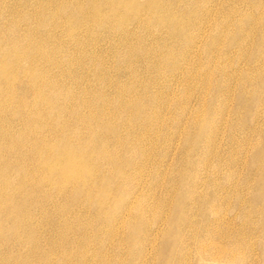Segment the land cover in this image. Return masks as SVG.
Listing matches in <instances>:
<instances>
[{
  "label": "rangeland",
  "instance_id": "rangeland-1",
  "mask_svg": "<svg viewBox=\"0 0 264 264\" xmlns=\"http://www.w3.org/2000/svg\"><path fill=\"white\" fill-rule=\"evenodd\" d=\"M150 1L0 0V264H264V0Z\"/></svg>",
  "mask_w": 264,
  "mask_h": 264
},
{
  "label": "bare ground",
  "instance_id": "bare-ground-1",
  "mask_svg": "<svg viewBox=\"0 0 264 264\" xmlns=\"http://www.w3.org/2000/svg\"><path fill=\"white\" fill-rule=\"evenodd\" d=\"M121 1H122V0H121ZM151 1H152V0H151ZM151 1H150V2H151ZM155 1H156V0H155ZM104 2H105V1H104ZM104 2H103V3H104ZM88 5H89V4H88ZM110 6H111V5H110ZM114 6H115V5H114ZM143 6H144V5H143ZM111 7H113V6H111ZM116 7H118V6H115V8H116ZM138 7H139V6H138ZM154 7H155V6H154ZM90 8H91V7H90ZM118 8H119V7H118ZM120 8H121V7H120ZM155 8H156V7H155ZM93 9H94V8H93ZM96 9H98V8H96ZM130 9H131V8H130ZM132 9H133V8H132ZM119 10H120V9H119ZM119 10H118V11H119ZM137 10H138V9H137ZM139 10L142 11L141 8H139ZM78 11H79V10H78ZM93 11H94V10H93ZM95 11H96V10H95ZM95 11H94V12H95ZM115 11H116V10H115ZM144 11H146V10H144ZM167 11H168V10H167ZM96 12H97V11H96ZM96 12H95V13H96ZM98 12H99V11H98ZM132 12H133V11H132ZM154 12H155V10L153 11V13H154ZM77 13H78V12H77ZM112 13H113V12H112ZM114 13H115V12H114ZM114 13H113V14H114ZM126 13H128V11H127ZM129 13H130V12H129ZM133 13H134V12H133ZM93 14H94V13H93ZM139 14H140V13H139ZM169 14H170V13H169ZM172 14L174 15V13H172ZM133 15H134V14H133ZM155 15H156V14H155ZM94 16H95V15H94ZM100 16H101V15H99V17H100ZM109 16H111V15H109ZM124 16H125V15H124ZM129 16H130V14H129ZM171 16H172V15H171ZM95 17H96V16H95ZM151 17H153V16H151ZM170 18H171V17H170ZM155 22H156V20H155ZM173 23H174V21H173ZM173 23H172V24H173ZM175 23H176V21H175ZM176 24H177V23H176ZM172 28H174V27H172ZM172 28H171V29H172ZM175 34H178V33L176 32ZM175 34H174V35H175ZM180 35H181V34H180ZM17 54H18V53H17ZM21 57H22V56H19V58H21ZM32 58H33V57H32ZM21 59H23V58H21ZM19 60H20V59H19ZM17 61H18V59H17ZM4 63H5V62H4ZM4 63H3V64H4ZM6 64H7V61H6ZM8 64H9V63H8ZM7 69H8V67H7ZM4 73H6V72H4ZM8 73H9V72H8ZM57 121H58V120H57ZM57 121H56V122H57ZM58 124H59V123H58ZM71 138H72V137H71ZM68 139H69V138H68ZM60 140H61V139H60ZM62 142H63V141H62ZM70 145H71V144H70ZM70 145H69V146H70ZM75 145H76V144H75ZM66 146H67V145H66ZM69 146H68V148H69ZM82 147H83V146H82ZM58 148H60V147H58ZM58 148H56V149H58ZM81 149H82V148H81ZM88 149H89V148H88ZM88 149H87V150H88ZM58 150L60 151V149H58ZM69 150H70V148H69ZM54 151H55V150H54ZM54 151L52 152L53 154H54ZM81 151H82V150H80V152H81ZM56 152H57V150H56ZM69 152H71V151H69ZM75 152H76V151H75ZM77 152H78V151H77ZM77 152H76V153H77ZM82 152H83V151H82ZM94 152H95V151H94ZM94 152H93V153H94ZM59 153H60V152H59ZM59 153L57 152V155H58ZM95 153H96V152H95ZM61 154H63V152H62ZM96 154H97V153H96ZM96 154H95V155H96ZM43 155H44V154H43ZM59 155H60V154H59ZM71 155H72V154H71ZM80 155H81V153H80ZM54 156H55V155H54ZM67 156H68V154H67ZM73 156H74V155H73ZM93 156H94V155H93ZM85 157H86V156H84V158H85ZM55 158H56V157H55ZM69 158H70V157H69ZM73 158H76V156L73 157ZM94 158H95V157H93V159H94ZM62 159H63V158H62ZM76 159H77V158H76ZM95 159H96V158H95ZM60 160H61V159H60ZM73 160H75V159H73ZM79 160H80V159H79ZM79 160L77 159V161H79ZM70 161H71V160L69 159V162H70ZM75 161H76V160H75ZM81 161H82V160H81ZM94 161H95V160H94ZM87 163H88V161H87ZM94 163H95V162H94ZM49 164H50V163H49ZM66 165H67V164H66ZM78 165H79V164H78ZM58 166H59V165H58ZM68 166H70V165L68 164ZM94 166H95V165H94ZM90 167H92V166H90ZM58 169H59V168H58ZM54 170H55V169H54ZM66 170H67V169H66ZM66 170H64V171L67 172ZM70 170H71V168H70ZM62 171H63V170H62ZM64 171H63V172H64ZM81 171H82V170H81ZM83 171H84V170H83ZM93 171H94V170H93ZM5 172H6V171H5ZM50 172H51V171H50ZM55 172H56V171H55ZM61 173H62V172H61ZM91 175H93V174H91ZM96 175H97V174H96ZM84 176H85V175H84ZM74 179H75V178H74ZM66 180H67V179H66ZM11 181H12V180H11ZM70 182H71V181H70ZM11 183H12V182H11ZM11 183H10V184H11ZM0 184H3V183H0ZM8 184H9V183H8ZM83 184H84V183H83ZM0 186H1V185H0ZM6 187L9 188L10 186H9V187L6 186ZM80 187H81V185H80ZM80 187H79V188H80ZM4 188H5V187H4ZM4 190H5V189H4ZM80 190H82V189H80ZM2 191H3V190H2ZM2 194H3V193H2ZM10 197H11V196H10Z\"/></svg>",
  "mask_w": 264,
  "mask_h": 264
}]
</instances>
